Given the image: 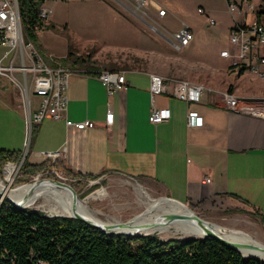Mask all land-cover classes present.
<instances>
[{
  "label": "crops",
  "instance_id": "obj_1",
  "mask_svg": "<svg viewBox=\"0 0 264 264\" xmlns=\"http://www.w3.org/2000/svg\"><path fill=\"white\" fill-rule=\"evenodd\" d=\"M62 1L67 4V0ZM90 2L104 8L117 27L131 28L132 24L103 0ZM147 7L165 10L156 0L148 1ZM64 24L69 30L70 24ZM231 26L228 28V41ZM45 32L37 33L38 41ZM106 37L102 34L86 40ZM40 44L48 54L41 41ZM225 50L229 53L235 51L231 44L220 53ZM7 52L6 47L0 46V60L5 64L10 57L8 54L3 58ZM47 54L42 56L44 60L47 58L46 63L60 65ZM221 58L226 60L228 69L238 70L231 65V59ZM89 61L91 68L74 70L69 77L68 105L64 116L73 122L92 121L99 125L110 110L113 113L112 124L107 128L77 130L66 127L64 119H44L32 127L26 155L30 164L43 162L39 157L42 151H60L63 155L57 162L59 168L77 180L98 177V182L104 177H124L163 197L158 200L169 199L182 206L201 209L218 207L223 211L238 210L243 213L234 215L264 226L256 217L249 216L253 212L264 216V118L234 111L224 98V94L248 101L264 98V94L248 95L239 91L240 77L244 74L239 75L238 71L230 74L229 77L235 76V80H229L230 88L226 91L224 86L221 90L214 89L222 96L203 85L210 91H205L199 102H186L173 95V85L177 80L172 77L161 76L166 79L168 93L151 97L149 75L153 73L140 71H122L125 73L126 89L108 95L95 77L102 70L95 67V61ZM15 63L18 64L17 60ZM212 83L209 81V84ZM20 97V91L14 85L0 92V112L7 111L13 115L8 117L9 120L0 118V123L9 124L0 129V149L22 153L25 114ZM35 99L33 103L31 100L33 111L38 105V98ZM153 108H167L170 118L160 124H151L149 115ZM190 111L202 118L201 127L187 126L186 115Z\"/></svg>",
  "mask_w": 264,
  "mask_h": 264
},
{
  "label": "rangeland",
  "instance_id": "obj_2",
  "mask_svg": "<svg viewBox=\"0 0 264 264\" xmlns=\"http://www.w3.org/2000/svg\"><path fill=\"white\" fill-rule=\"evenodd\" d=\"M103 1L132 24L131 28L117 27L112 16L90 0H67L66 5L62 0H47L44 6L51 8L52 14L44 21L46 27L41 32H46L40 35V41L48 50V54L38 41L41 56L45 57L47 54L46 56L63 65L64 62L60 59L67 57L71 52L72 56L67 59L65 66H70L75 58L91 59L95 61V67L102 71L117 69L125 72H149L167 78L172 77L177 81L202 84L213 90H221L222 86L226 88L225 91L230 88L229 80H235V76L229 77V75L237 73L238 70L228 69L229 67L225 66L226 60L222 59L219 53L229 48L228 28L233 23L232 20L239 18V15H232L227 11L225 0H156L167 12V16L165 14L163 17L156 15L159 9L146 7L136 11L128 0ZM251 2L256 8L260 0H251ZM198 9L203 13H198ZM250 15L253 18L252 14L246 13L248 23H251ZM210 19L213 24H209ZM64 22L71 25L69 30ZM183 26L192 29L193 39L188 46L177 51L173 48L172 35ZM48 29L51 30L47 31ZM102 34H106L108 38L86 40L91 36ZM14 74L17 80H22L20 73ZM243 74L238 85L239 91L248 95H263L264 78L248 70ZM209 81L213 82L212 85ZM9 83L13 85L7 78L0 76V92L5 88L10 89ZM218 94L222 96L221 92ZM19 100L22 112L25 114L27 105L22 97ZM31 100L33 103L36 100L35 96H32ZM11 115L7 111L0 112V118L6 117L9 120L8 117ZM8 125L7 122L0 123V129ZM24 152L25 148L21 156ZM47 162L53 164L56 167L53 171L58 173L52 172L54 178L51 179L70 185L86 207L104 222L126 223L144 210L146 201L163 198L124 177L115 176L109 179L104 177L98 182H96L98 177L94 180L69 179L59 168L58 163ZM4 168L5 165L0 169V179L6 184ZM20 168L16 173H10L12 178L10 189L16 190L22 185L33 184L36 180L42 179L39 176L24 179ZM52 206V202L39 198L27 208L40 211L47 216H63ZM186 207L207 223L216 225L223 231L247 236L264 247V226L259 223L253 224L252 220L234 215L237 213H227L218 207L210 209L189 205ZM172 231L173 229H170L162 234L156 232L151 235H156L162 241L191 239Z\"/></svg>",
  "mask_w": 264,
  "mask_h": 264
},
{
  "label": "built area",
  "instance_id": "obj_3",
  "mask_svg": "<svg viewBox=\"0 0 264 264\" xmlns=\"http://www.w3.org/2000/svg\"><path fill=\"white\" fill-rule=\"evenodd\" d=\"M136 11H141L147 7L150 0H128ZM227 11L230 14H237L239 18L233 19L229 30V43L234 47V53L225 50L220 53L223 58L231 59L234 69L244 68L263 77L261 67L264 66V14L259 21L256 19V12L260 6L254 8L251 0H225ZM198 13H203L201 9ZM250 15L251 23L246 21V13ZM52 14L51 8L42 5L39 9V18L46 21ZM164 9H159L156 13L158 17L165 16ZM214 22L210 19L209 24ZM36 28V32L38 33ZM173 48L180 50L190 44L193 39L192 31L183 26L173 33ZM0 46L8 49L3 56L10 54L7 64L0 60V76L7 78L20 91V95L27 105L24 115L25 121V152L16 163L7 162L5 167L12 166V173H16L26 158L31 139L32 127L39 124L44 119L61 120L64 119L66 127H73L77 130H89L94 128H107L113 122V113L108 110L102 123L92 121L73 122L65 118L67 111L68 80L75 71L62 65H49L40 55L33 42L25 39L19 19L17 0H0ZM17 60L18 65H15ZM20 73L22 80L14 77V73ZM96 79L105 88L108 95L125 90L127 87L125 73L122 71L110 72L100 71L95 75ZM149 93L151 97L168 93L166 79L155 74H150ZM173 95L186 102H199L205 91H210L200 84L189 83L188 81H175ZM38 98V105L32 111L30 97ZM228 107L239 113L253 115L264 118V98L259 101H248L237 99L229 94H224ZM170 118V111L167 108L151 109L149 122L153 125L163 123ZM186 122L189 128L202 126V118L195 112H188ZM62 152H40L39 157L43 161L57 163L62 157ZM53 165V164H51ZM5 169V168H4ZM54 168L51 170L53 171ZM58 174V173H54Z\"/></svg>",
  "mask_w": 264,
  "mask_h": 264
},
{
  "label": "trees",
  "instance_id": "obj_4",
  "mask_svg": "<svg viewBox=\"0 0 264 264\" xmlns=\"http://www.w3.org/2000/svg\"><path fill=\"white\" fill-rule=\"evenodd\" d=\"M47 0H17L19 19L25 39L38 49L37 30L46 26L38 12ZM264 14V0L256 12L259 21ZM48 28V27H47ZM40 53V52H39ZM41 55V54H40ZM72 56L69 52L63 60ZM72 70L91 68L89 59L75 58ZM232 68V67H230ZM234 68V67H233ZM114 71L115 69H111ZM246 69L238 68L241 75ZM230 92V90H229ZM21 152L0 149V169L16 163ZM54 165L43 161L30 164L26 158L21 165L24 179L54 178ZM64 173V172H63ZM67 178L75 177L64 173ZM96 177L87 178L94 180ZM227 213H243L227 210ZM245 214V213H244ZM249 216L264 223V216L255 212ZM0 264H264L242 257L212 238L170 239L162 241L156 235L127 236L105 234L73 218L47 216L44 213L18 209L7 202L0 203Z\"/></svg>",
  "mask_w": 264,
  "mask_h": 264
},
{
  "label": "bare ground",
  "instance_id": "obj_5",
  "mask_svg": "<svg viewBox=\"0 0 264 264\" xmlns=\"http://www.w3.org/2000/svg\"><path fill=\"white\" fill-rule=\"evenodd\" d=\"M12 170V166H7L4 169V181L7 182L6 184L0 179L1 200L4 197H9L17 204L29 207L37 199L44 198L46 201L53 203L52 208L58 210L61 213L60 215L73 217L77 213L101 225L114 226L111 231L116 233L145 235L159 232V234H162L167 230L173 229L175 234L184 238H204L206 235L205 229L194 219V213L179 203L170 202L171 200L146 201L144 210L132 220L126 223L120 221L109 223L99 219L79 198L73 199L69 190L53 183L36 180L33 184L19 185L20 187L16 190L10 189L9 186L12 182L10 173L12 174ZM167 216H175L178 219L170 221L166 219ZM203 225L209 231L220 235L229 242L258 247L256 249L241 248V255L243 257H255L264 261V252L259 250L264 247L252 241L249 237L231 231H223L218 226L210 223H204Z\"/></svg>",
  "mask_w": 264,
  "mask_h": 264
},
{
  "label": "water",
  "instance_id": "obj_6",
  "mask_svg": "<svg viewBox=\"0 0 264 264\" xmlns=\"http://www.w3.org/2000/svg\"><path fill=\"white\" fill-rule=\"evenodd\" d=\"M39 182H50V183H53L59 187H63L67 190L70 191L71 195L73 196V199H77V194L75 192V190L68 184L64 183V182H60V181H57V180H54V179H48V178H42L40 180H38ZM2 198V195L0 194V200ZM169 200V199H168ZM4 201V202H7L11 205H13L15 208H18V209H23V208H27L26 206L24 205H21V204H17L15 203L11 198L9 197H4L3 200L0 201V203ZM60 217H65V216H60ZM65 218H73L75 220H78V221H81L83 223H85L86 225L92 227V228H96V229H100L101 231H103L105 234H114V235H127V236H145V235H151V234H145V235H142V234H135V235H128V234H123V233H116V232H113L111 231V229L114 228V226H109V225H101L97 222H94L90 219H86L85 217L81 216L80 214H77L75 213V215L73 217H65ZM167 220H174V219H178V217H175V216H167L166 217ZM194 219L198 221V223H200L201 227H203L206 231V235L204 238H212L214 240H216L217 242H219L221 245L229 248V249H233L235 251H237L238 253L241 254V251L240 249L241 248H250V249H256L258 247H255L253 245H247V244H240V243H232V242H229L225 239H223L220 235H217L216 233H213L211 231H209L203 224L204 223H207L206 221L202 220L201 218L197 217L196 215L194 216ZM191 239H198V238H191ZM259 250H262L264 252V248H260ZM243 257V256H242ZM244 258H247V259H255V260H259L261 262L264 263L263 260H260L258 258H255V257H244Z\"/></svg>",
  "mask_w": 264,
  "mask_h": 264
}]
</instances>
